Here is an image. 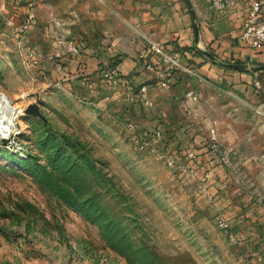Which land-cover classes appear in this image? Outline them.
I'll return each instance as SVG.
<instances>
[{
	"label": "rangeland",
	"instance_id": "1",
	"mask_svg": "<svg viewBox=\"0 0 264 264\" xmlns=\"http://www.w3.org/2000/svg\"><path fill=\"white\" fill-rule=\"evenodd\" d=\"M26 35L0 18V264H264L158 142L77 93L67 40L40 56Z\"/></svg>",
	"mask_w": 264,
	"mask_h": 264
},
{
	"label": "crops",
	"instance_id": "2",
	"mask_svg": "<svg viewBox=\"0 0 264 264\" xmlns=\"http://www.w3.org/2000/svg\"><path fill=\"white\" fill-rule=\"evenodd\" d=\"M249 5L235 0L220 14L210 0H12L9 11L33 15L25 40L36 55L76 46L60 61L77 93L104 116L160 132L157 147L229 222L227 236L264 259V47L239 39ZM154 46L180 51L182 69L166 74ZM108 65L117 84L103 78Z\"/></svg>",
	"mask_w": 264,
	"mask_h": 264
},
{
	"label": "built area",
	"instance_id": "3",
	"mask_svg": "<svg viewBox=\"0 0 264 264\" xmlns=\"http://www.w3.org/2000/svg\"><path fill=\"white\" fill-rule=\"evenodd\" d=\"M12 0H0V18L3 19L7 25L11 26L15 32L16 35H20L21 39L23 38V35L27 34L31 28V26L34 23V17L32 14H28L23 20H18V16L16 15L17 12L15 10L9 11L7 8L10 6ZM235 0H210L211 8L215 11H217L220 14H223L227 12L229 9H232L234 6ZM264 0H250V5L248 9V15L246 17V20L243 25V30L239 36L240 41L248 48L251 49H260L264 47ZM8 13V14H7ZM154 56H158L161 58V64L165 68V73L170 75L174 74L177 70L182 69L181 64V52L175 51V52H167L164 48L160 46H154ZM70 51L74 53H78V48L76 46H71ZM152 55V59H154V56ZM139 60H145L146 54L145 52H141L138 54ZM144 66L148 69L153 68L154 66L152 63H144ZM103 78L105 82L108 85H114L117 84L119 81V71L116 66L114 65H108L104 69ZM165 74H164V80L162 82L163 87H169V82L165 80ZM257 86H259V83H256ZM147 91L148 88L146 86H142L140 89L141 98L145 101L146 104H150V102L147 99ZM129 124V123H128ZM130 128H133L134 126H130ZM144 138L146 140H160L161 133L156 132L152 135H149V133L145 132ZM210 138L212 141V146L214 147L215 142L217 141V133L214 129L210 131ZM171 160V164H173V160ZM220 226L222 229L227 231L230 228L229 222L226 220H222L219 218Z\"/></svg>",
	"mask_w": 264,
	"mask_h": 264
},
{
	"label": "bare ground",
	"instance_id": "4",
	"mask_svg": "<svg viewBox=\"0 0 264 264\" xmlns=\"http://www.w3.org/2000/svg\"><path fill=\"white\" fill-rule=\"evenodd\" d=\"M13 115V109H7V102L5 99H0V125L1 123L3 124H8L10 118L12 119ZM13 120V119H12ZM4 129V128H3Z\"/></svg>",
	"mask_w": 264,
	"mask_h": 264
},
{
	"label": "water",
	"instance_id": "5",
	"mask_svg": "<svg viewBox=\"0 0 264 264\" xmlns=\"http://www.w3.org/2000/svg\"><path fill=\"white\" fill-rule=\"evenodd\" d=\"M33 113H34V114H37V115H39V116H40V114H39V112H38V110H37V108H36V107H34V111H33Z\"/></svg>",
	"mask_w": 264,
	"mask_h": 264
},
{
	"label": "trees",
	"instance_id": "6",
	"mask_svg": "<svg viewBox=\"0 0 264 264\" xmlns=\"http://www.w3.org/2000/svg\"><path fill=\"white\" fill-rule=\"evenodd\" d=\"M150 61H151V60H150ZM152 65H153V62H152ZM62 197H64L66 200L69 199V197H67L66 195H64V196H62Z\"/></svg>",
	"mask_w": 264,
	"mask_h": 264
}]
</instances>
